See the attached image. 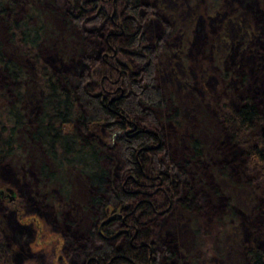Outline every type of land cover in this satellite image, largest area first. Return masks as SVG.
<instances>
[{"label":"rangeland","instance_id":"374dc122","mask_svg":"<svg viewBox=\"0 0 264 264\" xmlns=\"http://www.w3.org/2000/svg\"><path fill=\"white\" fill-rule=\"evenodd\" d=\"M67 1H21V12L33 4L46 21L48 32L38 48L41 60L59 75H73L74 81L88 69L93 81L119 87V76L105 72L110 57L101 45L91 54L86 49L82 35L90 28L61 21ZM141 2L137 18L152 46L151 79L165 102L147 110L165 155L182 165L188 141L196 137L202 144V155L183 164L196 203L184 209L177 200L169 202L153 222L154 235L159 245L166 241L175 253L186 254L182 264H246L249 245L264 251V186L247 184L251 175L244 170V153L230 141L220 116L226 106L234 109L247 96L264 115V0ZM113 3L100 0L111 13ZM54 11L59 18L51 16ZM0 37L4 51L30 69L32 62L7 43L1 22ZM117 59L134 71L131 58ZM24 85L22 107L30 123L40 109V95L32 81ZM261 126L264 130V120L256 129L264 137ZM91 129L108 155L112 175L120 176L122 159L115 146L120 131ZM61 182L62 187L41 180L36 165L21 154L0 163V188L6 195L0 197V227L15 264H84L87 240L78 243L77 237L86 239L91 217L82 204L86 182L77 172ZM75 242L79 246L74 249Z\"/></svg>","mask_w":264,"mask_h":264},{"label":"trees","instance_id":"16d2710c","mask_svg":"<svg viewBox=\"0 0 264 264\" xmlns=\"http://www.w3.org/2000/svg\"><path fill=\"white\" fill-rule=\"evenodd\" d=\"M21 1L0 0L7 43L32 62L29 69L8 55L0 37V163L21 154L36 165L43 181L62 187L61 181L73 172L84 179L87 195L82 204L91 216L86 239L77 237L78 243L87 240L84 264H182L186 254L175 253L166 241L159 245L153 222L169 202L177 200L184 209L196 203L183 164L202 155V144L196 137L188 141L183 166L165 155L147 110L165 102L151 79L152 46L137 18L141 0H115L112 13L100 0H68L60 14L63 23L90 28L82 35L86 49L91 54L101 45L109 55L105 72L113 71L121 83L113 89L102 79L93 81L88 69L74 81L73 75H59L43 62L38 48L48 32L46 21L33 4L21 12ZM118 55L131 58L134 71ZM26 81L36 84L40 95V109L30 123L22 107ZM263 116V109L248 96L234 109L226 106L220 116L230 141L244 153V170L251 175L247 184L256 188L264 186V137L256 133ZM96 125L120 131L115 135L120 176H113L106 164L108 155L91 131ZM23 132L25 138L20 136ZM12 251L0 227V260L15 264ZM244 253L246 264H264V251L257 245H249Z\"/></svg>","mask_w":264,"mask_h":264},{"label":"flooded vegetation","instance_id":"af4514ba","mask_svg":"<svg viewBox=\"0 0 264 264\" xmlns=\"http://www.w3.org/2000/svg\"><path fill=\"white\" fill-rule=\"evenodd\" d=\"M134 128H135V126L126 128V130L124 131L125 135H126V134H129V132H131ZM261 130H262V129H261ZM262 133H263V130H262ZM10 192H11V191H10ZM4 196H6V195H5V193L3 192V190L0 188V197H3V198H4ZM9 197H11V196L9 195ZM11 198H13V197H11ZM104 221H106V218L103 219V221H101V223L104 222ZM7 244L9 245V243H7Z\"/></svg>","mask_w":264,"mask_h":264},{"label":"water","instance_id":"95a60500","mask_svg":"<svg viewBox=\"0 0 264 264\" xmlns=\"http://www.w3.org/2000/svg\"><path fill=\"white\" fill-rule=\"evenodd\" d=\"M261 129L263 130L262 126H261ZM263 134H264V130H263ZM8 190H10V189H8Z\"/></svg>","mask_w":264,"mask_h":264},{"label":"bare ground","instance_id":"6f19581e","mask_svg":"<svg viewBox=\"0 0 264 264\" xmlns=\"http://www.w3.org/2000/svg\"><path fill=\"white\" fill-rule=\"evenodd\" d=\"M5 186V185H4ZM2 187V186H1Z\"/></svg>","mask_w":264,"mask_h":264}]
</instances>
